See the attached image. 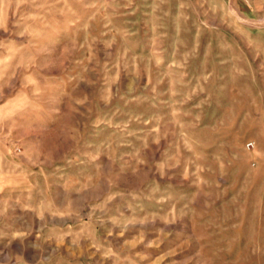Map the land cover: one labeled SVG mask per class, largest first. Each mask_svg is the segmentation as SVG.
I'll return each instance as SVG.
<instances>
[{
  "label": "rangeland",
  "instance_id": "obj_1",
  "mask_svg": "<svg viewBox=\"0 0 264 264\" xmlns=\"http://www.w3.org/2000/svg\"><path fill=\"white\" fill-rule=\"evenodd\" d=\"M0 264H264V0H0Z\"/></svg>",
  "mask_w": 264,
  "mask_h": 264
},
{
  "label": "built area",
  "instance_id": "obj_2",
  "mask_svg": "<svg viewBox=\"0 0 264 264\" xmlns=\"http://www.w3.org/2000/svg\"><path fill=\"white\" fill-rule=\"evenodd\" d=\"M253 145L252 144H249L248 147H252Z\"/></svg>",
  "mask_w": 264,
  "mask_h": 264
}]
</instances>
